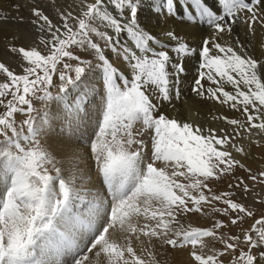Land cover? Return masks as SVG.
<instances>
[{
  "label": "snow or ice",
  "instance_id": "6c2138e0",
  "mask_svg": "<svg viewBox=\"0 0 264 264\" xmlns=\"http://www.w3.org/2000/svg\"><path fill=\"white\" fill-rule=\"evenodd\" d=\"M52 3L33 0L29 9L42 50L9 44L22 74L0 62L6 77L0 82V264H158L156 243L186 249L191 264H225L229 252H238L231 264H264V214L233 199L236 190L245 199L254 191L247 181L264 186V170L254 173L234 155H249L237 138L264 133V60L246 54L239 39L229 42L239 23L247 32L264 29V0H79L66 11L56 7L55 18ZM147 6L157 24L164 21L158 34L144 23ZM178 8L184 27L207 26L198 49L167 28ZM192 59L191 92L238 114L220 117L231 133L161 111L180 98ZM35 101L51 104L37 113ZM17 114L25 117L19 124ZM92 115L85 174L73 133ZM53 123L66 137L59 156L46 137L43 145L39 139ZM93 173L96 183L85 188ZM226 175L235 183L212 192L210 182ZM214 201L224 207L212 212L233 226L250 218V227L229 235L220 231L225 220L211 227L181 223V216L203 214L202 206Z\"/></svg>",
  "mask_w": 264,
  "mask_h": 264
},
{
  "label": "rangeland",
  "instance_id": "374dc122",
  "mask_svg": "<svg viewBox=\"0 0 264 264\" xmlns=\"http://www.w3.org/2000/svg\"><path fill=\"white\" fill-rule=\"evenodd\" d=\"M39 1L42 2V4H46V5H48L51 2V0H39ZM78 3H79V0H54V3H52L51 5L53 9L51 14L55 18L54 9L56 7H59L62 10L66 11V10H69L68 6L76 5ZM29 15H30V12H29ZM24 19L27 20L26 22H24L26 24H22L20 26L23 32H20V30L16 28L15 32L17 33H14L13 36L10 38L2 40L1 47L3 48V50H0V62L5 63L6 66H8L11 70H14L18 74H22V67H21L22 61L19 58L18 54H12L8 51L9 44H12L13 46H27V47H33V45L38 44V34H34L30 30V25L28 23V21L30 20V16ZM240 33L241 31H238L237 34L239 35ZM21 34H24V35H21ZM236 35L234 36L235 38H236ZM242 37L243 35H241V38H238V39L242 41L241 43L244 46V51L246 52V54L253 56V58H256L254 57L253 53L251 52V49L249 48L250 44L245 43L244 42L245 39ZM34 38L37 39V42L36 40H34ZM94 39L96 40L97 43H100L102 47L104 46L103 41L95 37ZM29 40L34 42L35 44L33 45L32 43L30 44ZM38 47L41 50L43 49L42 45H38ZM42 54L44 53L42 52ZM112 59L113 60L116 59L114 54L112 55ZM56 79L58 78L54 77V80ZM4 81H6V77L2 73H0V82H4ZM190 86H191V83H190ZM51 91L53 92V94H55L57 90L53 88L51 89ZM49 104L50 102L35 101L34 108L37 110V113H42L43 110L47 108ZM176 115H177V118H180L182 121L188 120L189 116L191 115L193 118L191 123L193 125H200L203 128L216 129L218 132L220 129H226L227 131L229 130L228 131L229 133H231L233 130L232 126L227 125L223 120L220 119V117L226 115V116H230L231 118V116L232 117L237 116L238 114L235 113L234 110H231L230 108H205V109H201L198 112H193L190 110V108H186V109L177 108ZM24 118L25 117L21 116L20 114H17L16 119H17L18 124ZM239 118L242 120L244 119V117L242 116H239ZM92 122H91V125H92ZM91 131H92V128L90 132ZM60 132L61 131L59 127L54 128L52 125L51 129L46 130L45 133L39 137L43 145L45 144V137L47 136L46 145L49 146L51 151L57 154L58 156L62 154L61 149L59 150L60 148L59 145L66 141V137H63V133L62 132L60 133ZM253 132H257L258 136L252 138L248 136V133H244L242 137L237 138L234 141L237 144H241L245 148V151L249 153L248 157L247 158L241 157L239 154H235V153L234 155L236 156V158L241 159L242 162L246 164V166L250 167L254 173L258 174V171L264 170V133H259V130H254ZM51 133L53 134V136ZM80 135H81L80 137L81 140L78 144L79 146L74 145V150L77 152L81 160V161L79 160V168H81L82 166L85 169L84 165L86 164L85 165L86 169L84 171L86 173L89 167L88 165H90L91 163L89 157L87 156V140H88L89 131L84 129V127H81ZM252 141H257V143L253 144ZM57 143L58 145H56ZM83 157L85 158V160ZM81 162L83 163L81 164ZM60 165L63 168L59 166V163L57 164V166L62 168V171L67 168L66 164H60ZM158 166H163L162 162H158ZM64 172H65L64 175L67 178L66 176L67 172L66 171ZM235 175L244 176L245 178H247L248 174L245 173L243 170L237 169L235 172ZM229 182L233 184L235 183V180L233 179L231 175H226L224 177H221V179L218 181L216 180L211 181L210 187L212 188V192H214L215 194H219L223 190H228L227 185ZM247 182L249 183V186L253 188L254 191L251 194H249L247 198L245 199L239 195L241 190H236V193L234 194L233 199H236L237 202L247 203L250 209L257 215L264 214V206L255 203L257 198L264 200V186L260 185L259 183H253L251 181H247ZM208 194L210 193L206 191V195ZM202 207L204 210L203 214L191 213V214H187V216H181L179 218L181 223L185 227H188V226L211 227L217 219L225 220V222L228 223V227H225L221 229L220 231H222L223 233L229 234V235L240 234L243 230H246L248 227H250L252 223V219L245 218L243 221L238 222V224L235 226L230 225L228 218L221 216L219 213L212 212L213 207H224V205H222V203L220 202L214 201L211 204H205ZM211 244L218 248L223 247L218 241H212ZM154 248L155 249H153V253L158 261V264H191L190 257L186 249H179V248L171 249L168 246L161 247L158 243L155 244ZM205 251H208V250L206 249ZM234 255H238V252L236 253L229 252L228 254H226L225 257L223 258L225 261V264H231V257Z\"/></svg>",
  "mask_w": 264,
  "mask_h": 264
},
{
  "label": "bare ground",
  "instance_id": "6f19581e",
  "mask_svg": "<svg viewBox=\"0 0 264 264\" xmlns=\"http://www.w3.org/2000/svg\"><path fill=\"white\" fill-rule=\"evenodd\" d=\"M32 2H33V0H0V16H3L6 14L9 17L8 20H6V21L0 20V50H3V48L1 47L2 40L10 38L13 36L14 33H17V32H15L16 28H18L20 30V32H23L21 30L20 26L22 24H26V23H24V22L20 23L17 20H14L12 18L18 17V16H23L24 18L29 17L30 16L29 15V12H30L29 9L32 6ZM145 2H146V5H151L152 0H145ZM39 3L41 5H46V4H42V2H40V1H39ZM17 4H19L21 6V9L19 12H17L13 8V6L17 5ZM54 7H56V6H54ZM143 20H144L145 25H147L154 34L160 33L165 28V24H164V21L162 19H161L160 23L157 24V20L151 14V7L150 6L145 7V11L143 13ZM26 21L27 20H25V22ZM184 24H185V21L183 19V9L178 8L177 16L168 21L167 28L178 30L181 37L185 41H187V43L191 47L198 49V46L202 43V39L208 35L207 26L204 24H200V25H198L197 28H189V27H184ZM26 26H28V25H26ZM24 27H25V25H24ZM256 27H257V31L255 33H252V32L246 31V26L243 23L237 24L234 32L231 34L229 42L230 43L234 42L236 39L241 38V35H243L242 38L245 39L244 40L245 43L250 44L249 48L251 49V52L253 53L254 57L259 58L261 60H264V29H261L259 27V25H257ZM25 29H26V27H25ZM238 31H241V33L239 35L237 34ZM21 35H24V34H21ZM235 35H236V38L234 37ZM26 38H28V37H26ZM160 38L163 39V37H160ZM120 39L122 42H126L123 34L121 35ZM34 40H36V42H37L36 38H34ZM31 43H32V45L35 44L34 42L30 41V44ZM37 46H38V44L33 45V47H37ZM188 68H189L188 75L186 77H181L180 98L176 99L175 96H173V100H172L171 104H165L164 107L161 109V111H163L170 118H175L177 120L182 121L180 118H177V115H176V109L177 108H185V109L190 108V110L193 112H198L201 109H205V108H228L227 106L220 105V104L216 103L215 101L202 99V98L196 96L195 94H193L191 92L190 83H192V80L196 75V61H195V59L188 61ZM205 83H207V82H205ZM226 90H231L230 86H226ZM50 104H51V102H50ZM49 105L47 107H49ZM89 110L91 111V109H89ZM94 117L95 116L92 115L85 122L87 126L84 127V129L89 131V133H90V130L92 128L91 122L93 119H95ZM228 117H230V116H228ZM192 120H193V118L190 115L188 120H183V121H187V122L191 123ZM57 126H58L57 124H55V123L53 124L54 128L59 127V126L58 127ZM54 130H56V129H54ZM80 133H81V128L77 131H74V133H73V140L77 142V143H75L76 146H79L78 144L81 140ZM52 136H53V134H52ZM248 136L253 138V137L258 136V133L253 132L252 134H248ZM48 137H50V136H48ZM56 145H58V143ZM59 146H60L59 150L61 149V151L63 152L64 143H61ZM84 160H85V158H84ZM82 163L83 162H81V164ZM85 165H84V167L86 169ZM59 166H61V165L59 164ZM80 169H83L85 171V169L82 166ZM85 174H87V171ZM66 176H67V174H66ZM95 183H96V179H95V174L93 173L92 182L85 184L84 187L85 188H93V185ZM76 184H77V187L80 188L79 180L76 181ZM153 249H155V248H153Z\"/></svg>",
  "mask_w": 264,
  "mask_h": 264
}]
</instances>
